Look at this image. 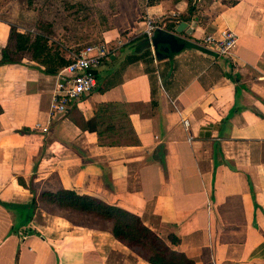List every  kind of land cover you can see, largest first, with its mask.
<instances>
[{
    "label": "crops",
    "instance_id": "obj_1",
    "mask_svg": "<svg viewBox=\"0 0 264 264\" xmlns=\"http://www.w3.org/2000/svg\"><path fill=\"white\" fill-rule=\"evenodd\" d=\"M109 1L100 42L111 54L96 89L52 117L59 73L3 55L12 27L36 32L41 10L0 0V200L14 206L0 203V264H150L109 222L40 198L60 190L139 216L195 264H264V0H203L179 34L194 47L161 60L151 45L153 57H140L144 19L165 26L188 16L189 0ZM223 30L237 36L233 58L201 45ZM108 104L115 133L123 125L138 145L103 146L82 129ZM34 200L27 220L16 207Z\"/></svg>",
    "mask_w": 264,
    "mask_h": 264
},
{
    "label": "trees",
    "instance_id": "obj_2",
    "mask_svg": "<svg viewBox=\"0 0 264 264\" xmlns=\"http://www.w3.org/2000/svg\"><path fill=\"white\" fill-rule=\"evenodd\" d=\"M64 10L67 9L69 15L81 21L91 15V11L85 8H80L74 4L73 0H59ZM161 0H149L148 5H154ZM203 0H189L188 16H181L173 19L166 24V29L173 30L178 22L191 21ZM104 7L99 14L100 25L105 27L109 24V16L105 13L106 8L113 9V3L109 0L104 1ZM71 4V5H70ZM34 0L26 1V9L33 10ZM110 8V9H111ZM111 9V11H112ZM198 17V16H197ZM204 22L207 18L198 17L197 20ZM42 27V26H40ZM103 32V31H102ZM145 38V52L141 54V58L153 57L150 42ZM97 43H100L97 42ZM55 43L45 35L44 31L38 28L37 32H20L16 27L11 29V37L9 44L3 50L5 62L21 61L29 58L30 60L44 67V71L49 75H58V73L70 64L71 60L65 58L61 47L55 46ZM110 57V56H109ZM134 56L129 61L134 60ZM109 59V58H108ZM105 59V60H108ZM104 60V61H105ZM114 105L108 104L99 107L96 110L95 117L89 121H84L82 129L91 133H97L99 143L103 146H131L138 145L139 140L133 138L130 132L125 133V128L121 125L123 133H115L116 124L110 120ZM111 112V113H110ZM112 134V135H111ZM25 185V184H24ZM40 198L46 200L49 204L56 205L62 209H72L81 213L97 215L101 219L112 224V234L115 239L123 243L135 254L149 262L150 264H195L185 254L178 253L172 250L169 245L160 238L154 231L147 227L139 216H136L119 207L111 206L105 202L90 196L79 195L70 190H60L55 193H44ZM0 203L7 209L12 210L8 203ZM36 200L32 205L16 207L18 212L26 214V219L32 218ZM15 227H22V225ZM170 242L173 245L179 243V239L175 236H170Z\"/></svg>",
    "mask_w": 264,
    "mask_h": 264
},
{
    "label": "built area",
    "instance_id": "obj_3",
    "mask_svg": "<svg viewBox=\"0 0 264 264\" xmlns=\"http://www.w3.org/2000/svg\"><path fill=\"white\" fill-rule=\"evenodd\" d=\"M144 35L150 42L151 36L157 28L164 27L157 19L149 14L144 19ZM207 51L217 58H233L237 45V36L231 30H223L218 35L209 34L201 44ZM111 50L107 43H94L83 47L73 55L69 65L59 72L57 89L51 102L52 117L65 115L75 104L88 97L97 86V70ZM36 129L47 132L48 127L38 125Z\"/></svg>",
    "mask_w": 264,
    "mask_h": 264
},
{
    "label": "rangeland",
    "instance_id": "obj_4",
    "mask_svg": "<svg viewBox=\"0 0 264 264\" xmlns=\"http://www.w3.org/2000/svg\"><path fill=\"white\" fill-rule=\"evenodd\" d=\"M27 0H20L19 4H25ZM105 0H73L80 8L91 11L87 18L77 21L69 15L67 9L64 10L59 0H34V6L39 8L43 20L38 28L42 29L55 44L62 50L72 48L73 55L78 53L83 47L99 42L101 33L105 27L100 25L99 14L102 12ZM71 5V4H70ZM42 26V27H40ZM77 45V47H73Z\"/></svg>",
    "mask_w": 264,
    "mask_h": 264
},
{
    "label": "water",
    "instance_id": "obj_5",
    "mask_svg": "<svg viewBox=\"0 0 264 264\" xmlns=\"http://www.w3.org/2000/svg\"><path fill=\"white\" fill-rule=\"evenodd\" d=\"M188 27V23L183 21L178 22L173 31H167L160 27L155 30L150 40L158 60L180 53L186 48L194 47L193 44L179 36Z\"/></svg>",
    "mask_w": 264,
    "mask_h": 264
}]
</instances>
